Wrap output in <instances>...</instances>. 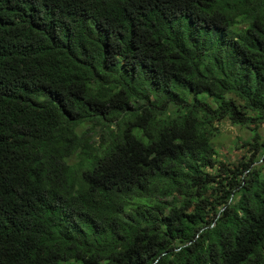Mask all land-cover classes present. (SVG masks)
<instances>
[{
    "label": "trees",
    "instance_id": "trees-1",
    "mask_svg": "<svg viewBox=\"0 0 264 264\" xmlns=\"http://www.w3.org/2000/svg\"><path fill=\"white\" fill-rule=\"evenodd\" d=\"M262 126L264 0H0V264H264Z\"/></svg>",
    "mask_w": 264,
    "mask_h": 264
},
{
    "label": "rangeland",
    "instance_id": "rangeland-1",
    "mask_svg": "<svg viewBox=\"0 0 264 264\" xmlns=\"http://www.w3.org/2000/svg\"><path fill=\"white\" fill-rule=\"evenodd\" d=\"M258 132L264 137V126L260 127ZM250 138L251 132L246 128L223 121L219 125V133L213 138L212 144L219 153L220 160L235 161L246 151L241 146Z\"/></svg>",
    "mask_w": 264,
    "mask_h": 264
}]
</instances>
